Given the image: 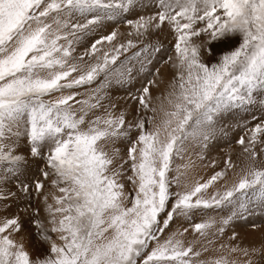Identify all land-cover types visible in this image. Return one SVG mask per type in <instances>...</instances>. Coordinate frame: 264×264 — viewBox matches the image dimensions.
Here are the masks:
<instances>
[{
  "label": "snow or ice",
  "instance_id": "6c2138e0",
  "mask_svg": "<svg viewBox=\"0 0 264 264\" xmlns=\"http://www.w3.org/2000/svg\"><path fill=\"white\" fill-rule=\"evenodd\" d=\"M108 22L117 27L73 55L74 44ZM169 34L175 55L163 62L173 70L165 93L153 97V78L130 94L131 119L113 111L111 100L96 115L107 87L132 83L130 61L150 71L163 47L159 37ZM129 49L136 51L113 67ZM101 76L76 100L75 89ZM256 107L258 122L245 123L247 141H237L245 164L235 180L228 183L231 157L192 188L182 181L191 160L170 176L187 143L203 159L209 142L227 135L217 127L225 115ZM262 155L264 0H0V264H253L260 249L224 242L220 255L201 259L209 249L186 243L188 228L171 225L197 211L227 209L193 225L200 237L210 230L222 237L254 207L264 209ZM218 180L224 190L205 198ZM9 201L17 204L11 216ZM237 235L233 230L229 241Z\"/></svg>",
  "mask_w": 264,
  "mask_h": 264
},
{
  "label": "rangeland",
  "instance_id": "374dc122",
  "mask_svg": "<svg viewBox=\"0 0 264 264\" xmlns=\"http://www.w3.org/2000/svg\"><path fill=\"white\" fill-rule=\"evenodd\" d=\"M154 11L153 8L145 9V13H151ZM134 18V17H129ZM117 26L108 22L106 27L103 29H99L94 33L85 35L79 43L74 44L75 51L73 52L74 56H79L83 54L85 48L90 47L91 43L96 39H99L101 35L109 34L114 28ZM118 31L122 34L127 32L126 25H119ZM167 32V30H166ZM124 39L123 35L117 37V42ZM155 40L156 37H153ZM161 40L163 47L161 52L153 54L151 57L152 64L149 65L150 71L140 73L139 64L136 61H130L129 66L134 65L133 71V81L131 84H125L123 86L118 85L116 83H112L109 87L105 89L106 97L101 101L102 107L95 109L96 115H103L106 108L109 107V100L112 103L117 105L116 111L117 113L121 110H126L129 113L128 118L131 119V114L134 112L135 103L131 100L130 94H136L137 90L142 87V85H146L147 81L155 78L156 84L150 86V91L153 97L162 95L165 93L167 84L171 80L173 70L171 68V64H164L163 62L167 60L169 55L174 56V48H172V44L169 42V38L166 39L164 35L159 37ZM108 47V45H105ZM99 47V45H98ZM136 51V49H129L128 52L122 53L116 65L113 67H118L121 60H124L125 57H129L132 53ZM86 60L88 58L86 57ZM160 69L159 75H156V69ZM75 75V73L73 74ZM104 77L101 76L97 80L96 83L92 85H85L78 89H75L79 95L76 96V100L86 99L87 94L91 93L95 88L99 86V83L103 81ZM67 94V93H65ZM73 103L75 108H79V105L75 104L74 101H70ZM159 103V102H157ZM260 116L261 113L258 107L252 110V113H236V114H227L225 117L218 123V128H223L224 131L227 132V135H223V133L218 134L217 138L209 142V146L206 150L203 151V159H201L198 155L200 149L192 145L191 143L186 144V150L181 155L184 157L181 160L179 157H175L173 161V169L174 171L170 174V176H175V168L177 166L187 164L189 160H191L192 166L189 167L190 170H193V175L195 176V184L197 183H205L210 177L219 171H222L225 167V160L231 157V161L236 165L235 169H228V183L230 184L233 180L236 179V174L240 172V169L244 166L245 154L242 152V146L237 143L241 136H244L245 141H247V129L244 127L245 123H247L248 127H253L258 120H253L252 115ZM91 115V114H90ZM148 115H152V113H148ZM115 147L121 150V154L126 151V146L122 143H117ZM260 145H257V149L259 150ZM260 159H264V155L260 157ZM185 171L184 169H181ZM225 186L224 180L216 181L212 186H210L203 195L205 198L210 197L216 191H223ZM173 191L176 190L175 185H173ZM195 199V197L193 198ZM11 207L8 209L7 215L11 216L17 211V204L15 201H9ZM28 204V201H21V208L25 207ZM33 206H35V198L32 201ZM227 213V209H211L207 211H197L192 214L190 220H184L180 218L178 221H174L171 225V230H176L179 228L181 231L184 228H188V232L184 234L185 242H193L194 247L196 249H202L207 247L209 249L208 252H202L201 259H208L211 257H215L221 254L219 245L221 242L230 243V244H239L240 247H246L249 249L256 248L260 249L261 252L251 255V260L253 264H264V209L260 207H254L249 214H246V219H238L235 220L225 231V234L220 237L215 235L214 230H210L206 237H200L199 234L195 233L193 225L195 223H200L209 217H215L217 220L220 216L225 215ZM3 208H0V215H3ZM21 222L24 224L25 229L29 228L28 217L21 212ZM255 227H252V225ZM233 230L238 234L235 240L229 241V237L232 235ZM212 240L214 243L209 244L208 241ZM235 258L240 260H247L248 257H243L240 254H236Z\"/></svg>",
  "mask_w": 264,
  "mask_h": 264
},
{
  "label": "bare ground",
  "instance_id": "6f19581e",
  "mask_svg": "<svg viewBox=\"0 0 264 264\" xmlns=\"http://www.w3.org/2000/svg\"><path fill=\"white\" fill-rule=\"evenodd\" d=\"M195 176L193 175V170H190L189 168L186 170V174L182 177V181L187 184L189 188H192V186L195 184Z\"/></svg>",
  "mask_w": 264,
  "mask_h": 264
}]
</instances>
